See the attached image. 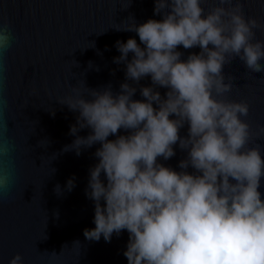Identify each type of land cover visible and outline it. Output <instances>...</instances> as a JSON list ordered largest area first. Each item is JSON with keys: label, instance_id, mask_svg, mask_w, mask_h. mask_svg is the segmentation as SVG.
<instances>
[{"label": "clouds", "instance_id": "obj_1", "mask_svg": "<svg viewBox=\"0 0 264 264\" xmlns=\"http://www.w3.org/2000/svg\"><path fill=\"white\" fill-rule=\"evenodd\" d=\"M202 3L154 0L161 19L116 28L140 41H116L120 55L113 61L125 65L120 91L58 100L79 113L70 127L76 139L65 151L80 155L100 144L86 189L95 227L84 235L110 242L126 230L128 264H264V154L259 145L247 146L250 125L241 117L250 105L218 98L233 89L234 77L223 69L235 58L251 73L264 72V40L255 32L264 25L245 17L240 0H218L207 13ZM11 37L9 25L0 26V49ZM179 46L200 51L182 59ZM145 77L152 83L139 88L143 99H133L134 85ZM185 124L188 134L181 137ZM84 128L89 135H77ZM178 141L187 151L179 171L158 162L176 155ZM8 182L7 174L0 177V188ZM74 187L73 176L66 188ZM10 264H23L21 254Z\"/></svg>", "mask_w": 264, "mask_h": 264}, {"label": "water", "instance_id": "obj_2", "mask_svg": "<svg viewBox=\"0 0 264 264\" xmlns=\"http://www.w3.org/2000/svg\"><path fill=\"white\" fill-rule=\"evenodd\" d=\"M240 3L246 18L264 25V0ZM217 4L203 0L202 6L207 13ZM150 18H162L154 15V0H0V26L8 24L12 33L9 47L0 49V177L9 178L7 187L0 188V264H10L17 253L23 264H128L123 255L126 230L113 234L110 242L84 235L86 228L95 227L94 202L86 189L100 144L83 148L80 155L65 151L76 139L70 127L79 113L58 100L77 95L91 99V90L108 87L118 93L126 78L124 63L113 61L120 55L116 41H140L135 32L116 28ZM255 32L256 39L264 40V26ZM178 50L182 59L200 51ZM223 71L234 77L233 89L218 98L250 105L248 115L241 117L250 125L247 146L259 145L264 154V72L251 73L238 57ZM151 83L145 77L135 84L133 99H143L139 88ZM158 90L162 95L167 91ZM90 131L84 128L77 135L86 137ZM118 134L127 133L121 129ZM187 134L185 124L180 135ZM173 147L176 155L167 161L158 157V162L179 171L187 151L179 141ZM73 176L75 187L68 191ZM260 191L264 193V177Z\"/></svg>", "mask_w": 264, "mask_h": 264}]
</instances>
